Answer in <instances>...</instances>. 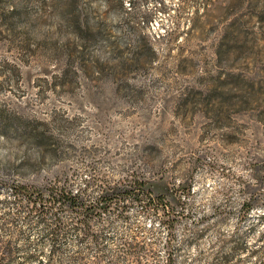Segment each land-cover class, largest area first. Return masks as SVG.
I'll use <instances>...</instances> for the list:
<instances>
[{
    "label": "rangeland",
    "instance_id": "obj_1",
    "mask_svg": "<svg viewBox=\"0 0 264 264\" xmlns=\"http://www.w3.org/2000/svg\"><path fill=\"white\" fill-rule=\"evenodd\" d=\"M0 177L119 187L103 258L71 231L52 264H119L138 234L158 264H264V0H0ZM14 224L7 264L46 258L41 222Z\"/></svg>",
    "mask_w": 264,
    "mask_h": 264
},
{
    "label": "trees",
    "instance_id": "obj_2",
    "mask_svg": "<svg viewBox=\"0 0 264 264\" xmlns=\"http://www.w3.org/2000/svg\"><path fill=\"white\" fill-rule=\"evenodd\" d=\"M0 186L7 188L13 196V199H10L9 196L0 198V205L5 206L0 220L1 228L7 230V233L12 236L16 230L13 223L17 216L24 212L28 221L38 220L41 222L43 235H46L51 243L46 258L35 254V252L27 251L21 264H31L33 260H37L40 264H52L53 258L61 253L62 238L71 231H75L81 240L89 239L87 240L88 247L97 248L98 258H103V253H100L103 251L100 244L102 235L95 231L92 219L95 217L102 219L105 214L111 211V198L113 194H119L117 193L119 187L104 188L99 195L100 198L87 202L83 198V191L87 190L88 187L78 189L75 192L67 179L58 178L44 184H33L16 179L7 181L0 177ZM135 187L139 188V186ZM138 191H134L132 200L144 201V207L162 203L160 202L161 194L156 196L151 193L142 195ZM251 203V201L243 203L245 210L251 208ZM119 208L123 209L119 210L118 213L123 214L125 205H119ZM163 208L165 209L164 206ZM173 220L174 218H166L169 223L168 242L174 234ZM156 241L157 236L147 239L144 235L138 234L130 239L123 235L116 248L110 250V253L115 255L112 260L119 264H158ZM16 249L20 248L13 241V237L4 239L0 235V264H7V260H10ZM79 257L82 258L83 255L80 254ZM92 264H101V261L98 259ZM161 264H173V253L169 252Z\"/></svg>",
    "mask_w": 264,
    "mask_h": 264
}]
</instances>
